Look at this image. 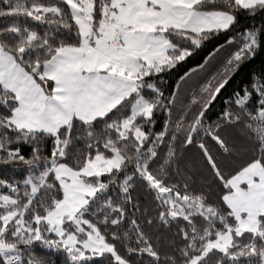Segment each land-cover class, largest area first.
Returning a JSON list of instances; mask_svg holds the SVG:
<instances>
[{
    "label": "snow or ice",
    "instance_id": "snow-or-ice-1",
    "mask_svg": "<svg viewBox=\"0 0 264 264\" xmlns=\"http://www.w3.org/2000/svg\"><path fill=\"white\" fill-rule=\"evenodd\" d=\"M0 264H264V0H0Z\"/></svg>",
    "mask_w": 264,
    "mask_h": 264
},
{
    "label": "trees",
    "instance_id": "trees-1",
    "mask_svg": "<svg viewBox=\"0 0 264 264\" xmlns=\"http://www.w3.org/2000/svg\"><path fill=\"white\" fill-rule=\"evenodd\" d=\"M204 55H206V53H205ZM197 58H198V57H195L194 59H197ZM201 62H203V61H201ZM192 66H194V65H192ZM259 67H260V61H259V60H256L254 64L249 65L247 68H244V69L241 71V73L235 78L234 83H239V81L243 78V76H244L245 74H247V72H248L250 69H252V68H257V69H258ZM38 253H39V254H46V253H44L43 250H39V249H38Z\"/></svg>",
    "mask_w": 264,
    "mask_h": 264
}]
</instances>
